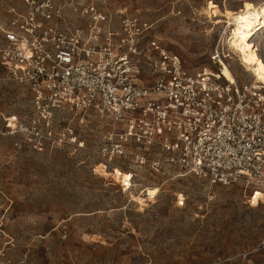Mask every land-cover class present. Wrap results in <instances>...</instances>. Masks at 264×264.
<instances>
[{
    "label": "rangeland",
    "instance_id": "rangeland-1",
    "mask_svg": "<svg viewBox=\"0 0 264 264\" xmlns=\"http://www.w3.org/2000/svg\"><path fill=\"white\" fill-rule=\"evenodd\" d=\"M59 1L137 14L151 25L147 42L162 41L189 70L211 65L218 45L240 81L255 78L229 47L228 20L204 9L260 6L262 26L252 41L254 53L264 56V0ZM10 9L21 10L22 1L0 0V27ZM0 71V126L6 127L28 118L30 96L26 85ZM72 124L81 147L38 152L0 135V248L9 264H264V199L252 198L251 188L209 184L178 170L156 175L129 161L103 170L98 147L108 127L97 120ZM125 172H132L131 187L116 178ZM146 189L152 194L140 204Z\"/></svg>",
    "mask_w": 264,
    "mask_h": 264
},
{
    "label": "built area",
    "instance_id": "built-area-1",
    "mask_svg": "<svg viewBox=\"0 0 264 264\" xmlns=\"http://www.w3.org/2000/svg\"><path fill=\"white\" fill-rule=\"evenodd\" d=\"M21 1L0 27V67L28 88L31 114L0 126V135L38 152L81 147L72 120L80 127L97 120L108 127L98 147L104 170L129 161L156 175L178 170L240 184L252 198L264 192V82L238 80L218 45L211 65L189 70L162 41L147 42L151 25L137 14L93 2ZM0 264H9L3 247Z\"/></svg>",
    "mask_w": 264,
    "mask_h": 264
},
{
    "label": "bare ground",
    "instance_id": "bare-ground-1",
    "mask_svg": "<svg viewBox=\"0 0 264 264\" xmlns=\"http://www.w3.org/2000/svg\"><path fill=\"white\" fill-rule=\"evenodd\" d=\"M260 10L259 6L239 8L238 10H232L230 12H220L212 8V6H209L204 9V13L210 17L223 16L228 20L230 36L227 42L229 47L232 52L238 56L240 64L246 67V69L251 72L258 82H264V60L254 53L255 44L252 41V38L256 34L257 30L262 26L261 15L259 14ZM222 70L227 79H233V75L225 63H223ZM113 170H116L117 172L120 171L117 167ZM125 173L117 175L116 178L118 179V182H122L123 184H127L131 187L132 185L130 184H132V174ZM127 175L129 177H127ZM127 185H124L123 187L126 189ZM152 190L146 189L144 196H141L142 200L138 203L142 204L147 201L146 196H150L152 194ZM253 198L256 200L264 199V192L257 191Z\"/></svg>",
    "mask_w": 264,
    "mask_h": 264
}]
</instances>
